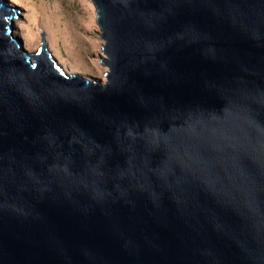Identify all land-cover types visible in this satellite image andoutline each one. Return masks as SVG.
<instances>
[{"label": "water", "instance_id": "obj_1", "mask_svg": "<svg viewBox=\"0 0 264 264\" xmlns=\"http://www.w3.org/2000/svg\"><path fill=\"white\" fill-rule=\"evenodd\" d=\"M90 2L104 82L0 0V264H264V0Z\"/></svg>", "mask_w": 264, "mask_h": 264}, {"label": "rangeland", "instance_id": "obj_2", "mask_svg": "<svg viewBox=\"0 0 264 264\" xmlns=\"http://www.w3.org/2000/svg\"><path fill=\"white\" fill-rule=\"evenodd\" d=\"M20 18L13 19V37L29 53L45 45L69 74L105 81L107 68L100 30L90 0H5Z\"/></svg>", "mask_w": 264, "mask_h": 264}]
</instances>
